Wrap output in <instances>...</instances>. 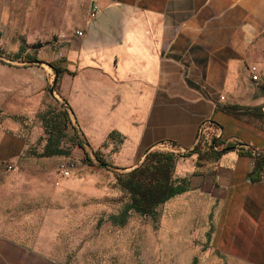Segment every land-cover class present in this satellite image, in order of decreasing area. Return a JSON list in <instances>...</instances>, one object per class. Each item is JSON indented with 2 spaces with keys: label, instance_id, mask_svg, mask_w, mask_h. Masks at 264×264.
I'll use <instances>...</instances> for the list:
<instances>
[{
  "label": "crops",
  "instance_id": "0c3cea01",
  "mask_svg": "<svg viewBox=\"0 0 264 264\" xmlns=\"http://www.w3.org/2000/svg\"><path fill=\"white\" fill-rule=\"evenodd\" d=\"M74 1L65 28L83 36L51 61L32 58L64 61L55 95L82 138L123 172L152 151L183 154L199 134L246 145L200 165L197 154L180 158L174 183L189 188L169 202L189 207L185 221L209 232L229 264H264V177L251 180L249 154L264 152V88L251 72L264 75V0H99L93 18L91 0ZM56 76L47 65L0 62V167L17 165L40 136L36 118ZM0 264L54 263L0 234Z\"/></svg>",
  "mask_w": 264,
  "mask_h": 264
},
{
  "label": "rangeland",
  "instance_id": "374dc122",
  "mask_svg": "<svg viewBox=\"0 0 264 264\" xmlns=\"http://www.w3.org/2000/svg\"><path fill=\"white\" fill-rule=\"evenodd\" d=\"M74 9V0H0V62L25 66L30 57L51 61L60 55L78 31L65 28ZM258 82L264 88V75ZM55 97L37 116L40 136L14 171L0 167L5 239L46 254L54 264H229L211 246L209 232L185 221L190 209L179 202L162 204L154 216L133 211L124 226H114L110 216L130 203L117 184L123 172L105 157L108 168L89 162L87 153L94 160L95 152L80 146L70 113ZM46 145L63 154L44 157ZM63 162L74 164L68 179L59 172ZM189 216L199 217L195 210ZM238 239L249 241L245 231Z\"/></svg>",
  "mask_w": 264,
  "mask_h": 264
},
{
  "label": "trees",
  "instance_id": "16d2710c",
  "mask_svg": "<svg viewBox=\"0 0 264 264\" xmlns=\"http://www.w3.org/2000/svg\"><path fill=\"white\" fill-rule=\"evenodd\" d=\"M28 64H36L40 62L36 58H28ZM64 61L47 63L48 66L53 70L55 75V90L59 83L60 75L68 72L64 67L61 66ZM66 108V107H64ZM226 113L235 116L243 117L248 113L246 110L238 106H227L222 108ZM78 138H80V146L83 147L84 139H82L75 128ZM200 141L190 150H186L183 154L174 152H160L152 151L144 156V160L140 165L134 167L130 171L123 172L117 176L118 186L126 192L130 197V203L127 204L122 213L118 215H111L109 220L114 226L122 227L128 220L130 213L135 212L143 216H154L158 207L162 204H166L176 196L182 195L188 191V183L186 180H182V184L175 185L174 183V172L177 161L180 158H188L194 154L198 155L197 165H200L201 161L220 158L224 154L240 150L243 152L245 146L241 143H225L220 139H212L209 143L205 140L204 135L199 134ZM174 147H178L173 143ZM222 147L219 151L215 148ZM49 145H46V151L43 154L44 157L48 156H61L62 150L54 149L49 151ZM250 156L254 159V166L250 173V178L253 182H259L264 177V152L260 154H251ZM89 162L98 167L106 168L108 164L105 159L98 153L94 160L91 159V155L87 153ZM114 170H120L114 168Z\"/></svg>",
  "mask_w": 264,
  "mask_h": 264
},
{
  "label": "built area",
  "instance_id": "2783aa9c",
  "mask_svg": "<svg viewBox=\"0 0 264 264\" xmlns=\"http://www.w3.org/2000/svg\"><path fill=\"white\" fill-rule=\"evenodd\" d=\"M98 2H99V0H91V10H90V17L91 18H93L98 11V6H97ZM76 35L78 37H82L83 31H77ZM0 49H1V46H0ZM251 72H252V80L255 82L257 80H259L257 70L255 68H252ZM217 149L218 148H215V150H217ZM6 167H7V171H14V167L12 165H7ZM73 168H74V164H72L70 162H67V163L63 162L59 166V172L63 178L68 179L71 176V171L73 170Z\"/></svg>",
  "mask_w": 264,
  "mask_h": 264
},
{
  "label": "water",
  "instance_id": "95a60500",
  "mask_svg": "<svg viewBox=\"0 0 264 264\" xmlns=\"http://www.w3.org/2000/svg\"><path fill=\"white\" fill-rule=\"evenodd\" d=\"M37 65H47L48 66V64L47 63H45V62H38V63H36ZM55 81V80H54ZM55 85H54V83L51 85V87H50V90H49V93H50V95L53 97V98H56L55 97ZM64 107H66V109L68 110V111H72L67 105H64ZM74 123V126H75V128L77 129V123H75V122H73ZM78 130V129H77ZM78 133H79V135H80V137L82 138V135H81V133H80V131L78 130ZM83 139V138H82ZM198 143V142H197ZM196 143V144H197ZM195 144V145H196ZM84 145L87 147V150L89 151L90 150V145L85 141L84 142ZM242 147H246V145L245 146H242ZM109 166H107L106 168H108ZM137 167V166H136ZM119 171H121V170H119ZM121 172H123V171H121Z\"/></svg>",
  "mask_w": 264,
  "mask_h": 264
}]
</instances>
